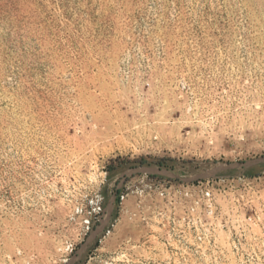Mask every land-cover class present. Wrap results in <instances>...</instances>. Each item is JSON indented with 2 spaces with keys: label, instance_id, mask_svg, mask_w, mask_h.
Instances as JSON below:
<instances>
[{
  "label": "rangeland",
  "instance_id": "rangeland-1",
  "mask_svg": "<svg viewBox=\"0 0 264 264\" xmlns=\"http://www.w3.org/2000/svg\"><path fill=\"white\" fill-rule=\"evenodd\" d=\"M0 264H264V0H0Z\"/></svg>",
  "mask_w": 264,
  "mask_h": 264
},
{
  "label": "built area",
  "instance_id": "built-area-1",
  "mask_svg": "<svg viewBox=\"0 0 264 264\" xmlns=\"http://www.w3.org/2000/svg\"><path fill=\"white\" fill-rule=\"evenodd\" d=\"M85 223H86V224H88V223H89V221H88V220H86V221H85Z\"/></svg>",
  "mask_w": 264,
  "mask_h": 264
}]
</instances>
